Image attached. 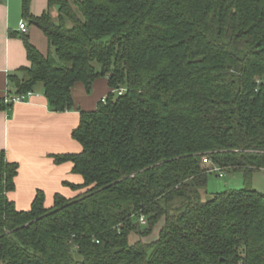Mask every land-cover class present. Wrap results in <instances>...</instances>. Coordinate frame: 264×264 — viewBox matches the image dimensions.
Segmentation results:
<instances>
[{
	"label": "trees",
	"instance_id": "16d2710c",
	"mask_svg": "<svg viewBox=\"0 0 264 264\" xmlns=\"http://www.w3.org/2000/svg\"><path fill=\"white\" fill-rule=\"evenodd\" d=\"M30 2L22 17L49 51L24 39L29 64L9 83L78 111L81 151L52 159L85 191L50 208L37 191L18 211V167L0 154V264H264V194L250 185L264 172V0H47L39 17ZM101 78L104 102L80 111L73 89ZM213 166L244 188L208 195Z\"/></svg>",
	"mask_w": 264,
	"mask_h": 264
},
{
	"label": "crops",
	"instance_id": "0c3cea01",
	"mask_svg": "<svg viewBox=\"0 0 264 264\" xmlns=\"http://www.w3.org/2000/svg\"><path fill=\"white\" fill-rule=\"evenodd\" d=\"M23 0H0V154L8 163L17 165L14 191L6 195L18 211H27L37 191L45 196L44 206L50 208L55 195L71 199L85 190H74L65 185L80 186L82 179L73 174L72 164L56 165L52 156L77 154L80 145L72 138L79 125V113L72 110L53 113L48 109L42 91L37 90L27 103L5 108L2 101L14 95L9 76L28 66L23 41L27 39L42 55L49 51L47 39L31 21L22 17ZM47 11V0H31L29 13L39 17ZM26 22L27 34L19 31ZM110 89L105 78L97 79L87 94L77 85L72 91L75 106L91 112Z\"/></svg>",
	"mask_w": 264,
	"mask_h": 264
},
{
	"label": "rangeland",
	"instance_id": "374dc122",
	"mask_svg": "<svg viewBox=\"0 0 264 264\" xmlns=\"http://www.w3.org/2000/svg\"><path fill=\"white\" fill-rule=\"evenodd\" d=\"M55 12V10L51 11V15L53 18L55 17ZM97 70H99L98 67ZM38 90L42 91L41 87H39ZM218 174V172H212L208 176V182L206 187V192L208 195L221 193L227 190L243 189L245 186L243 175L240 172L222 170L223 177L221 178L218 177ZM250 185L256 191L264 194V172L255 173L252 176ZM134 239H136V237ZM131 240L133 241V238Z\"/></svg>",
	"mask_w": 264,
	"mask_h": 264
},
{
	"label": "built area",
	"instance_id": "2783aa9c",
	"mask_svg": "<svg viewBox=\"0 0 264 264\" xmlns=\"http://www.w3.org/2000/svg\"><path fill=\"white\" fill-rule=\"evenodd\" d=\"M19 31L21 32V34L26 35L27 34V25L26 22H21L19 25ZM117 95H121L122 94V90H118L116 91ZM34 96H37V93L34 92H28L26 94H7L6 97L3 100V103L5 106L7 107H11L15 104H20V103H27L29 102V100L31 98H33ZM105 99H102V102H104ZM203 163L207 166H212L211 161L208 158H204L203 159ZM211 172H218V177L221 178L223 177L222 175V171L218 168H215L214 166L212 167ZM139 222L141 224H144V220L143 217L140 218Z\"/></svg>",
	"mask_w": 264,
	"mask_h": 264
}]
</instances>
